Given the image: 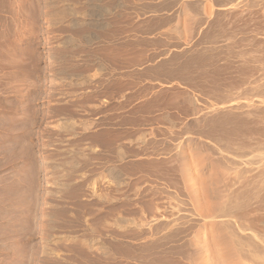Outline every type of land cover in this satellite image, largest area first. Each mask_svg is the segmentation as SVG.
<instances>
[{
    "label": "rangeland",
    "instance_id": "374dc122",
    "mask_svg": "<svg viewBox=\"0 0 264 264\" xmlns=\"http://www.w3.org/2000/svg\"><path fill=\"white\" fill-rule=\"evenodd\" d=\"M159 1L160 4H158ZM170 1H173L174 3H171ZM170 1L11 0L10 7H12L14 12L11 16L9 15L8 17H6L8 19V24L17 27V36H20L21 31L24 35L23 39L32 41L34 46L37 47L40 64H42L43 67V75L48 79V92L47 94H43L42 96H40L36 102L39 110L38 118L43 123H45V129L41 134V137H39V135L36 137L37 150L40 152V155L44 159L45 163L43 169L44 177L41 188L43 205L42 208L38 210V216L43 217L42 220L39 219L37 234L34 233L32 239H27L30 236L25 233V227L27 226H17L16 237L7 242L8 248H5L3 246V244H5L6 242L2 243V253L0 257L1 264H108V236L106 234L109 227L108 220L110 219V201L108 200V193L111 183L109 181L108 173L112 167L117 168V170L123 174H121L122 177L124 176L123 182L125 183V185H122L124 186V191L126 192V194H124V192L118 197H125V199L127 200V205H129L127 206L129 211L132 210V212L135 213L136 211L134 212V210H137V206H144L146 201L150 202V200H153L154 203L161 207L170 205L174 208V210L177 209L176 211L181 209L182 211H178L179 215L180 212L183 217L185 215H187L186 217H188V215L191 214L189 216L190 218L188 217L189 226L187 228H189V232H187L188 229L185 232L186 234L188 233L187 236H189L191 239L192 235L190 236V234H194L195 230H197L196 227L198 228L200 220L196 219L198 223L194 222V219L199 217L196 216V214L194 217L193 214L195 212H193V207H191L192 202L190 201L189 197H186L185 191H183L184 189L182 190V188L184 187L182 186V188H180V186L183 184L179 180L181 178L179 170V159L182 150L185 152L189 150V147H186L185 145V141H188L189 139H196L198 140V142H202V148L205 146L204 150H206L205 152L207 153L210 152L208 154L209 156L211 155L210 157H217V160L218 157H221V159L223 158L221 160H224L223 162L220 163L219 160L218 162L220 163L219 166L221 165L220 168L222 169L223 174H225H222L223 177L225 176V181L223 180V182L228 184H225V192L231 189L233 177L235 174V171H233L232 168L234 164H237V162L236 160H233L231 162L229 159L234 156L236 157L235 159H237V161L239 160L238 155L240 154L237 153L239 148L236 146V144L235 146L238 150L236 151V147L233 148V144L237 143L232 142L234 141L233 139L231 141V144L229 142V140H231L230 138L226 140H222L221 138L220 140V137H213V135H210V138L209 133H205V130L207 131L208 129L206 128L208 127L206 126L204 128L205 125L203 121H201V119L205 117V115L202 116V114L207 113V111L210 109L209 104L214 103V101H211V103L209 102L211 99L213 100V97L211 98L207 91L206 94L202 92V85L205 84L204 89L207 90L205 87L206 84L209 83V80L212 83L214 82L212 80L215 78H223L226 80V78L229 79V76L231 77V74L234 75L232 76V78L237 76V73H235V71L238 70L237 67L239 66V61L236 60V58L232 57V59L229 56L231 66H228V63L230 62L226 63V60L227 58H229V53L227 49H225L226 46V48H228V45H224L228 44L225 43L226 40H223V38L216 40L220 41V43L222 44L224 41V47L221 46L220 43L216 42V46L220 47H218L217 50V47L215 46L214 48L213 46L215 44V41L213 44L212 40L210 44V42H207L208 39H204L206 34L205 32L212 31L215 28V30L219 29L222 22V28H224L225 25V28L227 29L226 31H228L229 29V31L231 30V33H237V37H241L242 35L246 37L245 39L249 37V39L245 40L247 41V43L244 41L242 42L243 45L241 46L243 48H249V46L251 47L254 45L257 48H261L262 46L264 47V6L262 7V5H258L257 3H255L257 5L253 4L252 6H248L247 4L246 6H243V4L245 3L243 2V4H238L237 6H235V8H231L234 5L233 3H236L238 0H236L235 2L234 0L233 2L232 0H228L231 1L232 6H228L230 2H228L227 0H225L227 1L226 3H228L227 5L225 1L221 2L218 0H211L212 2H207V0H188V2L187 0H183L184 2L181 0ZM203 1L211 3L209 4L210 6ZM250 1L251 0L247 2L249 3ZM164 2H167V5H165ZM185 2L188 3H186L187 5L192 4V7L190 6L192 10L194 9L193 6L196 5V9L192 11L190 8H186L189 6H187ZM147 3L151 5H148L146 7L144 4ZM161 3H163L164 5H162ZM202 4L204 6H202ZM154 5L156 7H161L162 10L157 7L159 8V11ZM162 6L163 8L165 6L166 9L164 10ZM182 6L183 10L185 8L188 10V12L187 10L186 12L184 10V17L180 15L179 12ZM169 7L173 8L167 10V8ZM248 7L253 8L249 9ZM0 8H4V1H0ZM58 10L63 12H59ZM203 10L205 12H203ZM159 14L160 16H158ZM168 14L170 16L169 18H167ZM176 15L179 18H176ZM217 16L221 18H217V20L220 22H217ZM157 17H163V20L171 18L172 23H170L171 21L169 20H162L163 25L160 28V23L162 22H160L161 19L160 21H158L159 18ZM155 18L156 20H154ZM212 18L214 21L216 20V22H214ZM210 20H212L211 22L213 23V25L215 24L214 27L211 26L212 30L208 29L210 28L209 25H211ZM140 21H142L141 24H139ZM152 21L154 26H160L152 28ZM168 21L170 25L167 23ZM143 22H145L146 25H144L145 23L142 25ZM164 22L167 23V25H164ZM195 22L197 23V25ZM2 23H4V21L0 20V24ZM134 24L139 25V28ZM147 25L151 26H148V29L152 28L153 32L152 30L147 31V29H145L147 28ZM182 26L186 28L185 33H187H184L185 36L183 34L181 35L184 29V27L182 28ZM143 27L144 29H141ZM187 27H189L190 29H188ZM191 27H196L194 28L195 30L193 29L194 31L192 30L193 33L191 31ZM239 27L242 28L240 29ZM154 29H156L157 31H154ZM233 29L234 31L232 32ZM179 30H181L182 32H178ZM203 30L204 33H201V31ZM201 34H204L203 38ZM254 35L256 39L254 38ZM180 36H182L183 38ZM155 38L157 42L154 43L153 39L155 40ZM157 38H160L162 43ZM201 38L204 40L199 42ZM251 38L252 41L250 42ZM196 39H198V41ZM221 39L223 40L222 42ZM165 41H167V43ZM209 41L211 40L209 39ZM171 42L172 44L170 45ZM196 42H198V44ZM204 42H207L210 48L208 44L206 46H203L205 45ZM245 43L247 44V46ZM260 43H262L263 45ZM175 44H178L180 46L177 47ZM199 45L201 46L198 47ZM237 45V47L236 45H233L235 46L234 49L239 48L240 44ZM202 46L204 47V50L206 52L212 50V48H214L213 50L216 49L215 51L217 52L223 49L226 50V52H224V50L222 51L224 52L226 58L222 56L221 51H219L218 53L216 52L215 54L213 51L209 52L212 54V57H218L221 60H223L224 58L225 63L228 67L225 65V63H223L224 60L222 62L221 60H216V62L214 60L215 65L212 64L209 66L208 60L206 63V67L204 64H202L204 66H202L203 68L201 67L202 69L199 67L200 72L197 71L199 68H192L193 71L191 70L192 72L189 71V73H193L195 69V73L197 72L196 75L198 76L197 77L195 75L197 77V80L201 79L203 73L201 74L200 78L199 73L203 72V70L205 69L204 73L206 76L203 75L204 79H202V81L200 80L201 83L198 80L200 86L197 87L198 84L196 83L197 81L195 80V77L191 79V83H189V81L188 83H185L183 80L179 79L182 77L177 75V71V74H172V76L174 75L175 78L171 77V75V78H168L166 69H158V71L165 70V73L160 72L162 76L157 71L156 68L158 65H156V63L158 61L161 62L167 60L168 58H170V54L172 57L174 55V52L175 54L178 51H185L184 53H187L188 51L186 52V50L192 48L193 50H195H190L193 54L197 50L203 51ZM201 47L202 49H200ZM205 47L208 48V51L206 50L207 48L205 49ZM222 47L223 49H221ZM190 51L187 54L182 53L184 54L183 56L182 54H180L181 52H178L179 54L177 53V55H180L182 58L179 57L177 59V62L174 63L173 66L177 67L178 62H182L183 60H185L187 57L184 56L190 55ZM53 58L55 59V61ZM151 58H153V60ZM181 59L182 61H180ZM104 62L108 63L107 68H105L103 64ZM214 62L210 61V64ZM218 62H220L221 65L223 63V65L225 66L223 70L224 72L226 70V72H223V75H220L222 69L220 70V63ZM152 65L155 66L156 74L154 72V66L150 70V67ZM169 65L175 70V68L171 66V64ZM180 65L181 64L179 63V70L176 68L178 71H180L181 69ZM218 65L220 68L218 67ZM208 67L210 70L207 69ZM212 67H216V69H219H217L216 72V69H213ZM231 67H233V70L235 68H237V70L233 71ZM206 69L208 71H206ZM88 70L91 71V75L89 77L84 75L85 73H88ZM231 70L233 71V73ZM213 71L216 73L214 77ZM74 72L77 73L75 77L73 76ZM149 72L152 75H150V77ZM152 72L154 73L152 74ZM245 72L246 74H249L248 69ZM261 72L259 73V75L262 74ZM257 73L258 72H256V74ZM65 75L66 77L70 78L66 79ZM192 75L194 76V73ZM207 75H209V78L207 77ZM224 75L226 77H223ZM257 75L256 78L258 79ZM63 76L65 78H62ZM218 76L220 78H218ZM262 76L264 77V69L263 74L259 76L258 79L261 84L262 80H264ZM210 77L212 79H210ZM260 77H262L261 80ZM206 79L209 80L207 81ZM192 81L196 83V86L193 85ZM208 86L209 85H207V88ZM262 89L263 88L259 87V92H261L260 90ZM201 92L205 95H202ZM189 95L190 97L195 98L194 104L189 103ZM208 96L209 98H207ZM196 102H198V104ZM206 102L209 105H207L208 107L206 106ZM231 103L233 102H229L228 104ZM195 104V107H197L196 109H198L195 110L196 112H199L197 113V115H194L192 111L194 110L193 108H195L192 105ZM189 105L191 106V108ZM221 105L225 106L226 104ZM221 105L220 107H223ZM203 107H207L206 109L208 110ZM221 109L222 108L218 110ZM211 110L213 111V109H210V112L208 111L207 113L208 116L217 112V109L216 111L214 110L215 112L213 113H211ZM195 116L197 118H201L200 121L202 123L199 121L197 122L198 125H193V123L196 124L192 121ZM199 133L201 136L199 135ZM215 138L218 140H216ZM214 139L216 140V145L214 143ZM221 141H224V143ZM222 143L224 146L226 145V148L221 145ZM227 144H231V146H228ZM246 145H244L243 143L241 145V147H245L243 148V150L245 149L244 151L248 149L247 147L249 145ZM222 147H224L225 149ZM216 148V152H218V154L215 153L214 155L215 151L213 152V150ZM119 151L120 153H118ZM122 153L123 155L125 154L124 157L122 156ZM245 154L247 153L245 152ZM118 158H120L121 160ZM172 160H174V162ZM226 160L228 161V163ZM167 161L169 162V167L168 165H166ZM225 161L227 165L224 163ZM229 161L231 162V164H233L234 161L236 163L230 165ZM223 163L226 165V167L225 165H223ZM164 166H166L167 169L171 168V170H174V173L177 172V174L174 175L176 176V178H178V181H180L179 186H177V183V185L170 184L165 180V178H162V176L160 175H152L150 177V174H152L150 172L151 170H156L157 172L158 170L159 172L165 171L166 168ZM224 169H226V171ZM178 175L180 178L178 177ZM153 180L155 181L153 182ZM224 183H222V187L224 186ZM227 186H229L230 189H227ZM175 187L178 188V190H176ZM46 189H49V192L46 191ZM168 190L169 193H174L173 195L175 196V198H173V195L171 194L172 198L169 199L170 203L172 202V204H169V202H167L166 191L168 192ZM154 191L156 192V194L158 191L159 198H151V195L152 193H154ZM178 191H181V194H179ZM182 192H184V195H182ZM164 193L166 195H164ZM142 194L143 198H141ZM118 197L117 199H119ZM180 197L183 199H181ZM176 199H178V202L176 201ZM181 204H183L184 206H181ZM170 206H167V208L169 209ZM103 209L105 210L102 211ZM133 213L130 216L133 217L132 219L134 220L141 221V219L147 217L146 212L145 214H139L136 212L137 216ZM138 216H141V219H136ZM172 217L173 216H171V218ZM186 217L184 219H186ZM191 217L193 219V222L191 221ZM180 218V220H183L182 216ZM41 222L43 223L42 225ZM190 223L191 225H194L190 227ZM133 228L134 227L130 225L127 230L131 229V233L128 231V235L130 236L131 234H133L134 238L133 231H135L134 229L136 228ZM191 228L193 229L191 230ZM136 231L135 232L136 234L138 233V236L135 234L136 236L133 239V242H137V245H133H135L136 248H139V244L143 239L140 237L139 241V235L141 234L137 229ZM186 234H181V236L184 235V237L182 236L183 239H188L187 242H190L189 237H185ZM136 237H138L137 241L135 240ZM131 238L132 235L129 238L128 245L123 249L126 252L129 251L127 253L123 251L124 254L128 255L123 256L124 259H120L123 264H139V253L136 252L138 251L135 250L136 248L134 249L135 246L133 247V245H130L132 244V240L130 241ZM127 240L128 239L126 238V241ZM142 243L143 241L141 242V244ZM91 247L95 248L93 249ZM81 248H84L83 251ZM129 248H131L132 250H129ZM152 250L150 249L148 251H145L144 249L143 252L148 255L149 253H151L150 257H154L157 255V253L153 255L154 250L153 253ZM130 251L132 253L134 251L135 254L131 255ZM143 252L141 251L140 254ZM188 252L189 251H187L186 253L189 254ZM6 253L10 257L5 256ZM130 255L133 258H131ZM171 255L172 257L175 256V259L177 258L176 260H174L176 262L178 261V264H182V262L185 264H195L193 261L194 259H190L191 257L187 259V256H191L190 254L187 256L185 255L187 260L185 259V256L183 258V255L181 257L180 254ZM147 262L145 261L144 263L147 264ZM153 262L156 264L159 263H157V261ZM140 263L143 264L142 262ZM148 263L151 264V261Z\"/></svg>",
    "mask_w": 264,
    "mask_h": 264
},
{
    "label": "bare ground",
    "instance_id": "6f19581e",
    "mask_svg": "<svg viewBox=\"0 0 264 264\" xmlns=\"http://www.w3.org/2000/svg\"><path fill=\"white\" fill-rule=\"evenodd\" d=\"M163 1H165V0H162V2ZM169 1L170 0H168V2ZM181 1H183V0H181ZM192 1H194V0H192ZM210 1L211 0H207V2H210ZM218 1H221V2L223 1L224 2L225 0H218ZM227 1H225V3ZM235 1L236 0H234V2ZM247 1H249V0H238L236 3H233L234 4L233 6L231 4V1H228V2H230V4L228 6H232L231 8H233V7L235 8V6H237L238 4H243V2H245L243 4V6H246L247 4H248V6H252L253 4L254 5H257V4L258 5H262V7L264 6V0H254V1L251 0L252 2L250 1L249 3ZM153 2H151V3H153ZM187 2H188V0H187ZM187 2H185V4ZM199 2H201V1H199ZM203 2H206V1H203ZM207 2H206V4H208V5L211 4V3H207ZM232 2H233V0H232ZM148 3H150V2H148ZM148 3L147 4H144V5L146 7L148 5L150 6L151 4H148ZM157 3H156V5H157ZM255 3H257V4H255ZM158 4H160V1H159ZM161 4L164 5L163 3H161ZM203 4H205V3H203ZM203 4H202V6H204ZM227 4L228 3H226V5ZM165 5H167V2L165 3ZM122 6H124V5H122ZM145 6H143V7H145ZM169 6H171V5H169ZM187 6H189V7H186V8H190V6L192 7V4H189ZM195 6H193V8H194L193 10L196 9ZM157 7H159V6H157ZM157 7H156V9L159 10V8H160V10H162L161 7H159V8H157ZM239 7H241V6H239ZM162 8H163V6H162ZM170 8H173V7H169V8H167V10L170 9ZM186 8L184 9L185 12L187 10ZM205 8H206V6H205ZM252 8H249V9H252ZM163 9L164 10L166 9L165 6H164ZM190 9L192 10V8H190ZM134 10H135V8H134ZM184 10H183V6L179 10L180 15H182L183 17L185 15V14L183 15ZM59 12H63V11H59ZM155 12H156V10H155ZM187 12H188V10H187ZM203 12H205V11L203 10ZM68 15H70V14H68ZM174 15H175V13H174ZM177 15H176V18L179 16V15L178 16ZM156 16H157V14H156ZM158 16H160V14ZM163 17H164V15H163ZM163 17H160V18L157 17V18H159V20L158 19L157 20L160 21V19H161L160 22H162ZM169 17L170 16L168 14L167 18H169ZM179 17H181V16H179ZM217 18H219V16L216 17V20H217ZM164 19H166V18H164ZM219 19H221V18H219ZM154 20H156V18ZM167 20L171 21V18L170 19H167ZM167 20H163V21H167ZM212 20H213V18H212ZM212 20H210V22ZM216 20L215 21L213 20V21L216 22ZM153 21H152V25H151V26H153L152 28L159 27L160 25H161L160 28L162 27L163 22L160 23L159 26L158 25L157 26H154L153 25ZM169 21L167 22L168 24H169ZM141 22L142 21H140V23L139 22L138 23L141 24ZM210 22H209V24H210ZM217 22H220V21L217 20ZM144 23L145 22H143L142 25ZM150 23H151V21H150ZM167 23H165L164 25H167ZM170 23H172V21ZM147 24H149V23H147ZM198 24H199V20H198ZM134 25H136V24H134ZM144 25H146V23ZM193 25H195V24H193ZM196 25H197V23H196ZM214 25L211 22V25H209L210 28H208V27L207 28L208 29H211L212 27H214ZM136 26H138V28H139V25H136ZM148 26H150V25H147V28H145V29H147V31L148 30L151 31L152 28L148 29ZM72 27H75V26H72ZM183 27L184 26H182V28ZM222 27L223 26H222V22H221V25H220V28L219 29L215 30L216 29L215 28L214 30L211 29L212 31L205 32L206 34H205V38L204 39L205 40L208 39L207 42H210V44H211L212 40H213V42H212L213 44H214V41H215V44L213 45L214 48H215V46L217 44L216 42L220 43V41H216V40H219L220 38H223V40H226L225 43H228V44H224V41L222 39H221V42L223 41V44L224 45H228V48H226L227 46L225 47V49H227V51L229 53L228 57L229 56L231 58L234 57V58H236V60L239 61V64H238L239 66L238 67L236 66L238 68V70H237V68H235L233 70V67H231V69L233 71L237 70V71H235V73H237V76H235V77L232 78V76H234V75L231 74V77L229 76V79L226 78V80L223 79V78L222 79L215 78L216 80L213 79L212 81H214V82H212V83H211V81L209 79H206L207 81L209 80V83L207 82L208 84H206V87H205L207 90L204 89V85L205 84L203 83L204 85H202L203 86L202 92L206 94V91H207V93L210 95V97L211 98L213 97V100L212 99L211 100L209 99L210 100L209 101L210 103H211V101H214V103L209 104L210 106L206 102V106L208 105L210 107V109H213V111L211 110V113L215 112L216 109H217V112H215V113H213V114H211V115L208 116L207 113H208V111L210 109L209 110L206 109L208 106L206 108L203 107L206 110H208L207 113L202 114V116L205 115V117H203L201 119V118H197L195 116V118H193L192 121L195 122L196 124H194L193 122L192 123H193V125H198L197 122H199L200 119H201V121H203V123L205 125V126L203 125L204 128L206 126L208 127V128H206L208 130L207 131L205 130V133L208 132L209 133V136L210 135H213V137H220V140H221V138H222V140L223 139L226 140V139H229L230 138L231 140H229V142L231 144H232V142H237V143H234L233 144L234 147H233V145H232V147L235 148L237 146L239 148V150H238L237 147H236V151L238 150L237 153L240 154V155H238L239 156V160H238L239 162L237 161V159H235L236 157H234V156H232L234 158L231 157L229 159L231 162L233 160H236V162L238 164V165L237 164H234V163H236L234 161V163H233L235 165V167H234V165L231 164V162L229 161L230 165H233V168L231 167L232 170L235 171L231 189L229 188V186H227L228 187L227 189H230V190H228L229 192L228 191L225 192V188L224 187H226L225 184H227V183H224L223 182V180L225 178V176L223 177V175H225V174H223V171L220 168L221 165L219 166V164L224 161V160L221 161L223 158L221 159V157H218V160L220 161V163H219L218 160L216 159L217 157H214V156L210 157L211 155L210 156L208 155L210 152L209 153L205 152L206 151V150H204L205 149L204 148L205 146L202 148V145H201L202 142L200 143L196 139H195L196 141L194 139H189L188 141L186 140L185 141L186 143L185 142L184 143H185L186 147H189L188 149L190 150V152H189V150L186 151L188 153H186L183 150H182V152L180 151L181 152V156H180V159H179V163H180L179 164L180 165V169L179 170H180V174L181 175L180 174L179 175H180L181 178L179 177V175H178V177L180 178L179 180L183 184V185L180 186V188H182V186L184 187V188H182V190L184 189L183 191H185L186 197H189L190 201L192 202V205H191V203H190V205H191V207H193V210L194 211L193 210L192 211L195 212L194 214L192 212V214L194 215V217H195V214H196V216L199 217V218H195L194 219V217L192 215L193 219L195 220L194 222L198 223L196 219L200 220V222L198 224V228L196 227L197 230H195L194 234H192V233L190 234V236L192 235L191 236V239H190V237L187 236L188 233L186 234L185 232L187 231V229H188L187 232H189V228H187L189 226V219H188V217L191 214L188 215V217H186L187 215H185L183 217V215H181V212H180V215L178 214L179 213L178 211H182L181 209L178 210V211H176L177 209L174 210V208L171 207L170 205H166L164 207H161V206L157 205L156 203H154L153 200H150V202L146 201L147 204L145 203L144 206H140V207L137 206V210H134V212L136 211L139 214H141V213L142 214H145V212H146L147 217L146 218L142 217L144 219H141V216H138L136 218V219H141V221L132 219L133 217H131L130 215L133 212H132V210L131 211L128 210V207L127 206H129V205H127V200L125 199V197H123V198H119L118 197L119 195H121V194H123L125 192L124 191V186L122 185V184L125 185V183L123 182V177L124 176L122 177L123 174L120 173L117 170V168L112 167L109 170V173H108L109 181L111 182L110 183L108 181L110 183V188H109V193H108V200L110 201V202L108 201L109 202V208H110V210H109V212H110L109 213V218L110 219L109 220L107 219L109 221V224H108L109 227H108V232L106 234L108 236V238H107L108 239L107 240V242H108L107 243L108 244V250H107L108 251L107 252L108 264H121L122 263L121 260L124 259L123 256H128L127 254H124L123 251L125 253H127L129 251L126 252L123 249H124L125 246L128 245V243H129L128 241H129V238L131 237V235H132V238L130 239V241L132 240V242H131L132 244H130V245H133V244L137 245V242L136 243L133 242V239L135 238V236L136 235L138 236V233L136 234V232H137L136 229L141 234V235H139V241H140V237L143 239L142 240L143 243L141 244L142 241L140 242L139 248L138 247L136 248V246L133 245V247L135 246L134 249L136 248L135 250H138L136 252L139 253L138 254V260H139L138 263L139 264H141L140 262H142L143 264H146V263H144L145 261L146 262L147 261L148 262L151 261V264H152L153 261H157V263L159 262L160 264H173V263L174 264H178L179 262L178 261L177 262L175 261L177 258L175 259L174 258L175 256L172 257L171 254H174V255L175 254H178V255L180 254L181 257L183 255V258H184L185 255L187 256V255L190 254L191 256H187V259L189 257H191L190 259H194L193 261H194L195 264H264V93H263L264 92V87H262V86H264V80H262V84L258 80L259 79V76H261L263 74V69H264V47L262 46L263 48L262 47L261 48L260 47L257 48L254 45L255 44L254 43L253 44L254 46H251V47L249 46V48H245V47L243 48L241 46V45H243L242 42L244 41V42L247 43V41H245V40L249 39V37L247 36L248 38L245 39L246 37H244L242 35L243 37L242 36L241 37L239 36L240 37L239 38V37H237V33L236 34L231 33L230 32L231 30L229 31V29H228V31H226L227 29L225 28V25H224V28H222ZM187 28L190 29L189 27H187ZM194 28H196V27H194ZM194 28L191 27V31ZM221 28L222 29H225V30H222ZM133 29H135V28H133ZM141 29H144V27L141 28ZM185 29L186 28L184 27L183 32L181 30H179L178 32H180V33L182 32L181 35L183 34L185 36V34L187 33V32L185 33V31H186ZM141 31H143V30H141ZM154 31H157V30L154 29ZM193 31H192V33H193ZM233 31H234V29L232 30V32ZM152 32H153V30H152ZM202 32L204 33V30L201 31V33ZM246 34H247V32H246ZM175 35H176V32H175ZM201 36L203 38L204 34L203 35L201 34ZM180 37H182V36H180ZM184 38H186V37H184ZM202 38H201V40L199 42H201L202 40H204ZM252 38L250 39V42L252 41ZM254 38L256 39L255 35H254ZM157 39H159L161 41L160 38H157ZM170 39H171V37H170ZM209 39L211 41H209ZM155 40H156V38H155ZM155 40L153 39L154 43L157 42V40L156 41ZM175 40H176V38H175ZM196 40L198 41V39H196ZM165 42L167 43V41H165ZM187 42H188V40H187ZM207 42L206 43L204 42L205 45H203L201 43H199V44H201L203 46H206L208 44ZM161 43H162V41H161ZM196 43L198 44V42H196ZM171 44H172V42L170 43V45ZM173 44H174V42H173ZM178 44H179V42H178ZM178 44L177 45L175 44V45L178 47V46H180ZM180 44H181V42H180ZM220 44H221V46H223L222 43H220ZM237 44H240L239 45V48L234 49L235 46H233V45H236V47H237L238 46ZM260 44H262V43H260ZM201 45H199L198 47H200ZM208 46H209V44H208ZM246 46H247V44H246ZM202 47L200 49H202ZM207 47H205V49ZM218 47L216 48L217 50H218ZM223 47L221 49H223ZM209 48H210V46H209ZM214 48H212V50H209V51H213L214 54H215L217 51H215L216 49L213 50ZM185 49H186V46H185ZM190 50H193V48L192 49H189V50H186V52L188 51L187 53H189ZM202 50L203 51H201V50L198 51L197 50L198 52L196 51L193 54H192V51H190L191 52L190 55H185L184 57H187V58L185 60H183V61L181 59L180 61H182V62H178V65H179V63L181 64L180 65V68H181L180 71H178L179 70L178 69V65H177V67H174L173 64L177 62V59L179 57L182 58L180 55L178 56L177 53L178 52H181L180 54H182L185 51H183V52L182 51H178V52L176 51L177 53L175 54V52H174V55L172 57H171V54H170L169 55L170 58H168L167 60H164V61H161L160 60L161 62L158 61L157 63L155 62L156 65H158L156 69H157V71H158V69H161V68L162 69H166L167 70L166 73H168V78H171V77H174L175 78V76L174 75L172 76V74H177V72H178L177 75L180 76V77H182V78H179V79L183 80L185 83L186 82L188 83V81H189V83H191L190 82L191 79L193 77H195V80L197 81V82L196 81L195 82L198 84L197 85V87H198V86H200L199 81L200 80L202 81V79H204L203 78V75L206 76L205 73H204V70L205 69L203 70V72L199 73L200 72V68L203 66L202 64H204L205 67H206V63H207L208 60H209V62H208L209 66L212 65V64L215 65L216 60L217 61L218 60H221L218 57H212L211 56L212 54L208 51V48L206 49L208 52H206L204 50V47H203ZM223 50H219V51L222 52ZM193 51H195V50H193ZM224 52H226V50H224ZM224 52H222V56H224V58H226L225 55H224ZM187 53H184V54H187ZM172 54H173V52H172ZM184 54H182V56ZM230 57L227 58V60H226L227 62L226 63L230 62ZM224 58H223V60H224ZM151 59L153 60V58H151ZM214 60H215V62H214ZM223 60H221V62ZM54 61H55V59H54ZM210 61L211 62H214V63H211L210 64ZM61 62H62V59H61ZM218 63H220V62H218ZM223 63H225V60H224ZM223 63H222V65L220 63V67L221 68L218 65V67L220 68V70L222 69L221 70L222 73L220 72V75L221 74L223 75V72H224L223 69H224L225 66L223 65ZM226 63H225V65H226ZM233 63H234V61H233ZM169 64H171V66H173L175 68V70L172 67H170ZM230 64H231V62L228 63V66ZM60 65H61V63H60ZM153 66L154 65H152L150 67V70H151V68H153ZM168 67H170L172 70L170 68H168ZM216 67L213 68V69H216ZM192 68H196V69L199 68L197 70V71H199L198 73L200 74L199 78L201 77V74L203 73L201 79L200 80L198 79L199 81L196 79L198 76L196 75L197 72L195 73V69H194V72H193L194 73V76L192 75L193 73H189V71L190 72L193 71ZM219 68H217V69H219ZM207 69H209V67ZM207 69H206V71H208ZM217 69H216V72H217ZM247 69H248L249 74H246V72H245ZM249 69H250L251 73H250ZM220 70H218V71H220ZM62 71H63V69H62ZM233 71H232V73H233ZM144 72H145V70H144ZM154 72L156 74L155 66H154ZM154 72H152V74ZM158 72H159V74H161L162 72L165 73V70H163V71L162 70H159ZM225 72H226V70H225ZM256 72H258L257 73L258 75L256 74ZM260 72L262 73L261 75H259ZM159 74H157V75H159ZM210 74H211V72H210ZM254 74H255V77H254ZM150 75H151V73L149 72V77H150ZM170 75H171V77H170ZM215 75H216V73L214 72L213 77ZM256 75H257L258 79L256 78ZM161 76H162V74H161ZM210 76H212V75H210ZM65 77H66V75H65ZM65 77L63 76L62 78H65ZM207 77L209 78V75H207ZM223 77H226V76L224 75ZM262 77H260V80H261ZM68 78H70V77H66V79H68ZM166 78H167V76H166ZM218 78H220V77L218 76ZM177 79H178V77H177ZM210 79H212V78L210 77ZM263 79H264V77H263ZM201 81H200V83H201ZM196 83L193 82V85H195ZM207 85H209L208 88H207ZM202 86H201V88H202ZM259 87L263 88L262 89L263 92H262V90H260L261 92H259ZM203 93H202V95H205ZM35 94H37V92ZM188 97H189L188 98L189 103L190 104H194L195 103V98L190 97V95ZM207 98H209V96ZM229 102H233V103L228 104ZM196 103L198 104V102H196ZM216 104H219V105H216ZM221 104H224V105L226 104V105L223 106ZM220 105L223 106V107H220ZM192 106L195 107L196 104L195 105H192ZM219 107L222 108V109L221 110H218V109H220ZM190 108H191V106H190ZM196 108L197 107L193 108L194 110H192L194 115L195 114L197 115V113H199V112H196V110H198ZM194 115H192V116H194ZM199 135H200V133H199ZM213 137H212V139H213ZM210 138H211V136H210ZM215 139H214V141H215L214 143L216 145V140H218V139H216V140ZM232 139L234 141H232ZM221 142L224 143V141H221ZM223 143L221 145H223ZM242 143L244 145H246V146L249 145L247 147L248 149L246 151H244L245 149L243 150V148H245L244 146L241 147ZM203 144H204V141H203ZM231 144L230 145L227 144V145L228 146H231ZM235 144H236V146H235ZM224 147L226 148V145ZM224 147H222V148H224ZM123 148H125V147H123ZM211 148H212V146H211ZM182 149H184V148H182ZM216 150H217V148L213 150V152L215 151L214 152V155H215V153L218 154V152H216ZM245 152L247 154H245ZM118 153H120V151ZM124 155L122 153V156L123 157H124ZM177 157H179V156H177ZM118 159H120V158H118ZM177 160H178V158H177ZM172 161L174 162V160H172ZM226 161L224 163L227 165L228 161H227V163H226ZM148 162H149V160H148ZM168 163L169 162L167 161V164L166 165H168V167H169V164ZM224 163H223V165H225ZM226 165H225V167H226ZM164 167L166 168V170L165 171H161V172H159V170L157 172L156 170L155 171H152L150 169L151 170L150 172L152 173V174H150V177L152 175H154V176L155 175H157V176L160 175V176H162V178H165V180L168 181L170 184H176L177 183L178 185L177 184L176 185L179 186L180 181H178V178H176V176L174 175V174H177V172L174 173V170H171V168L167 169L166 166H164ZM122 169H123V167H122ZM226 169H224V170L226 171ZM153 178H155V177H153ZM124 179H126V178H124ZM154 181L155 180H153V182ZM222 183H224L223 184L224 185L223 187H222ZM153 185H155V184H153ZM126 186H127V184H126ZM223 188H224V190H223ZM48 190L49 189H46V191H48ZM171 190H172V188H171ZM176 190H178V188H176ZM151 192H152V190H151ZM163 192H164V190H163ZM180 192L178 191L179 194H181ZM183 193L184 192H182V195H184ZM124 194H126V192ZM143 194H142L141 198H143ZM166 194H167V202H169V204H172V202L170 203V200L169 199L172 198L171 194L173 195L174 193H169V190H168V192L166 191ZM166 194L164 193V195H166ZM146 195H147V193H146ZM151 196H152L151 197L152 199L155 198V197H158L159 196L158 195V191H157V194L154 191V193H152ZM162 196H163V194H162ZM117 197L119 199H117ZM181 197H183V196H181ZM173 198H175L174 195H173ZM181 199H183V198H181ZM156 200H158V199H156ZM176 201L178 202V199H176ZM174 203H176V202H174ZM174 203H173V205H174ZM167 206H170L169 209L167 208ZM181 206H184V205L181 204ZM183 209H184V207H183ZM104 210L105 209H103L102 211H104ZM136 212L133 213V214L134 215L136 214V216H137V213ZM101 214H102V212H101ZM105 215H106V213H105ZM171 216H173V217L171 218ZM181 216H182L183 220H180L181 219L180 218ZM185 217H186V219H184ZM192 217H191V219H192ZM193 219L191 220L192 222H193ZM62 220H64V219H62ZM178 221H180V222H178ZM186 223H188V224H186ZM130 225H132L134 228H136V229L133 228L136 231V232L133 231L134 232V238H133V234H131L130 236L128 235V231L131 233V229L130 230L129 229L127 230V228H129ZM193 225H191V223H190V227H192ZM192 229L193 228H191V230ZM181 234H186L185 237L186 236L189 237V239H190L189 241L190 242H187L188 239L187 240L185 238L183 239L184 235H182L183 236L182 237ZM128 236H129V238H128ZM126 238L128 239L127 241H126ZM137 238L138 237H136V239H135L136 241H137ZM80 240H81V238H80ZM86 243H88V242H86ZM96 244H97V241H96ZM186 247H188L189 249L186 248ZM91 248H93V247H91ZM97 248H99V247H97ZM83 249H82V251H83ZM144 249H145V251L146 250L148 251L150 249L151 250L153 249L154 250V254L153 255H155V253H157V255L154 256V257H150L151 253H149V255L146 254L145 252H143ZM129 250H132V249L129 248ZM153 250H152V253H153ZM95 251H97V250H95ZM141 251L143 253L140 254ZM187 251H189L188 252L189 254L186 253ZM79 252H80V250H79ZM130 253H131V255L135 254L134 251H133V253L130 251ZM131 255H130V257H131ZM135 256H137V255H135ZM186 256H185V259H186ZM127 258H129V257H127ZM131 258H133V257H131ZM178 260H180V259H178ZM136 261H137V257H136ZM148 262H147V264H149ZM153 264H156V263L153 262ZM182 264H185V263L182 262Z\"/></svg>",
    "mask_w": 264,
    "mask_h": 264
},
{
    "label": "crops",
    "instance_id": "0c3cea01",
    "mask_svg": "<svg viewBox=\"0 0 264 264\" xmlns=\"http://www.w3.org/2000/svg\"><path fill=\"white\" fill-rule=\"evenodd\" d=\"M0 1H4V8H0V20L4 21L0 24L1 257L2 243L6 242L3 246L8 248L7 242L16 237L18 225L27 226L25 233L30 236L26 238L32 239L37 234L39 219L42 220L38 210L43 205L45 163L37 150L36 137H41L45 123L38 118L36 102L47 94L48 79L43 75L37 47L23 39L21 31L17 36V27L8 24L6 17L14 12L11 0ZM103 64L107 68L108 63ZM76 74L73 73L74 77ZM84 75L89 77L91 71ZM5 256L10 257L7 253Z\"/></svg>",
    "mask_w": 264,
    "mask_h": 264
}]
</instances>
